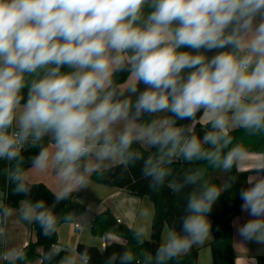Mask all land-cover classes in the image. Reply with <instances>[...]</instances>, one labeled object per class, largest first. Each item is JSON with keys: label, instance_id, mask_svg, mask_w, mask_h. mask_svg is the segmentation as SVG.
Returning <instances> with one entry per match:
<instances>
[{"label": "clouds", "instance_id": "9594fccd", "mask_svg": "<svg viewBox=\"0 0 264 264\" xmlns=\"http://www.w3.org/2000/svg\"><path fill=\"white\" fill-rule=\"evenodd\" d=\"M194 121L207 126L202 136ZM233 130L264 135V0H0V160L19 165L25 145L38 148L32 168L55 170L57 203L102 164L140 163L150 188L190 189L178 227L138 264H169L208 239L221 189L201 167L176 180L173 165L230 172L246 159ZM253 173L239 189L249 218H237L236 233L264 245V165ZM8 179L30 194L21 167ZM54 207L26 199L19 211L51 236ZM143 237L137 229L138 244ZM4 255L11 264L25 259L22 250ZM117 261L137 256L126 250L108 264Z\"/></svg>", "mask_w": 264, "mask_h": 264}, {"label": "trees", "instance_id": "16d2710c", "mask_svg": "<svg viewBox=\"0 0 264 264\" xmlns=\"http://www.w3.org/2000/svg\"><path fill=\"white\" fill-rule=\"evenodd\" d=\"M125 78L126 74H122L119 80L123 81ZM192 126L195 132L201 136L208 130L207 126L199 121L192 122ZM230 135L233 137V144H239L245 153L264 155V135H248L243 130H233ZM38 151V148H31L27 145L24 150H21L23 160L19 165L17 161L8 162L0 160V191L4 193V204L0 208H8L9 210L18 208L26 199L32 201L44 200L49 206L55 205L53 211L58 221L56 231L51 236H44L39 225L33 222L32 227L36 233V241L30 242L22 249L25 259L17 261L16 264H28L37 258H41V264H61V261L65 257L71 258V254L68 250L56 249L59 244L58 228L63 223L75 221L78 217L87 214L88 209L81 202L75 200L76 192L74 191L66 199L57 203L56 198L58 195L54 194L42 183L37 184L26 181L31 189L27 197L15 192V185L8 179L9 172L17 166L21 167L24 172L31 168V157L36 155ZM190 167L206 169L205 180L221 189V196L214 204L212 212L209 215V220L213 225V237L209 243L212 264H230V261L235 262L236 252L233 244V221L241 214L239 189L246 186L250 172H240L237 165L230 172H225L221 169L209 167L205 162L190 165L187 162L179 160L173 165V178L176 180L181 179L184 172ZM140 169V163L127 169H124L120 165H114L98 170L97 173L90 176V180L105 186L124 189L136 197L149 198L155 204L150 238H147L144 234L143 244H138L134 238L136 230L121 224L116 220L111 210H106L91 219V232L96 237L113 235L120 238L121 241H110L104 248L83 243L79 244L77 252L87 259L86 264H108L109 258L113 254L118 256L126 250H131L136 254L137 261H134L133 264H138V261L141 259L140 254L143 251L155 253L162 242L166 226L168 228L172 225L178 227L180 217L185 214V197L190 189L185 188L181 193H175L168 186L167 182L162 188H150L149 180L142 176ZM38 248H42L41 254L38 252ZM53 253V259L50 261L44 259L46 255ZM198 259L199 251L192 247L186 254L170 261L169 264H198ZM4 264H11V261ZM116 264H119V262L117 261ZM252 264H264V255L257 256Z\"/></svg>", "mask_w": 264, "mask_h": 264}, {"label": "crops", "instance_id": "0c3cea01", "mask_svg": "<svg viewBox=\"0 0 264 264\" xmlns=\"http://www.w3.org/2000/svg\"><path fill=\"white\" fill-rule=\"evenodd\" d=\"M203 124L202 121H199ZM117 164H102L98 170L106 169ZM257 165H264V155L257 153H246V159L240 162L237 167L240 172H250L249 177L253 173V169ZM26 181L29 183L45 184L54 194H60V184L57 175L53 168L46 171H38L29 168L24 172ZM76 192L75 200L81 202L87 209L88 213L78 217L75 221L63 223L58 228L59 244L56 249L68 250L71 254L73 263L86 264L87 259L77 252V246L81 243L104 248L110 241H121L120 238L108 235L105 237H94L91 232V219L106 210H111L121 224L128 227L142 229L145 236L150 238L151 224L155 214V204L147 197H136L128 193L124 189L105 186L89 179V183L83 188L73 190ZM0 207L4 204V193L1 191ZM18 208L10 209V215L6 218L0 217V264L11 261V258H6L5 253L9 250H22L30 242L36 241V233L32 227V223L21 218ZM240 218V223L247 220V215L242 213L233 221V244L236 252L235 264H252L255 258L259 255H264V252L251 255L249 243L237 236L236 225L237 218ZM85 221L82 224L79 221ZM79 224V228L76 227ZM88 226L89 229H84ZM169 228L166 226L163 236ZM212 232L203 245L193 246L199 251L198 264H212V256L209 248V243L212 240ZM38 252L42 253V248H38ZM5 257V258H4ZM28 264H41V258L29 262Z\"/></svg>", "mask_w": 264, "mask_h": 264}, {"label": "rangeland", "instance_id": "374dc122", "mask_svg": "<svg viewBox=\"0 0 264 264\" xmlns=\"http://www.w3.org/2000/svg\"><path fill=\"white\" fill-rule=\"evenodd\" d=\"M2 194H1V191H0V196H1ZM249 217H247V219H248ZM79 222H81L82 224H84L85 223V221H79ZM168 227V226H167ZM84 229H89V227L88 226H84ZM95 237V236H94ZM249 243V247H250V252H251V255H252V253L254 254H259V253H257V252H264V245H258V244H256V243H252V242H248Z\"/></svg>", "mask_w": 264, "mask_h": 264}, {"label": "built area", "instance_id": "2783aa9c", "mask_svg": "<svg viewBox=\"0 0 264 264\" xmlns=\"http://www.w3.org/2000/svg\"><path fill=\"white\" fill-rule=\"evenodd\" d=\"M26 146H27V145H25V147H24L22 150H24V149L26 148ZM118 222H120V220H118ZM76 227L79 228V227H80L79 224H76ZM4 258H5V257H4Z\"/></svg>", "mask_w": 264, "mask_h": 264}, {"label": "water", "instance_id": "95a60500", "mask_svg": "<svg viewBox=\"0 0 264 264\" xmlns=\"http://www.w3.org/2000/svg\"><path fill=\"white\" fill-rule=\"evenodd\" d=\"M230 264H235V262L234 261H230Z\"/></svg>", "mask_w": 264, "mask_h": 264}]
</instances>
